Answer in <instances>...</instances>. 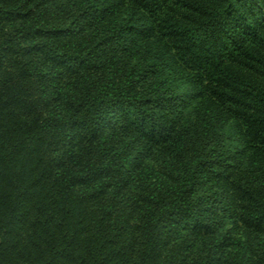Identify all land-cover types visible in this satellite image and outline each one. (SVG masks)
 <instances>
[{
    "label": "trees",
    "instance_id": "16d2710c",
    "mask_svg": "<svg viewBox=\"0 0 264 264\" xmlns=\"http://www.w3.org/2000/svg\"><path fill=\"white\" fill-rule=\"evenodd\" d=\"M0 264H264V0H0Z\"/></svg>",
    "mask_w": 264,
    "mask_h": 264
}]
</instances>
